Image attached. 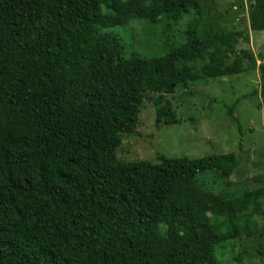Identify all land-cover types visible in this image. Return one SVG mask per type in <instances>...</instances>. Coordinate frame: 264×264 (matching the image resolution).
Wrapping results in <instances>:
<instances>
[{"label": "trees", "instance_id": "1", "mask_svg": "<svg viewBox=\"0 0 264 264\" xmlns=\"http://www.w3.org/2000/svg\"><path fill=\"white\" fill-rule=\"evenodd\" d=\"M200 1L0 0V264H222L220 247L248 235L239 221L260 211L264 176L230 197L199 180L228 177L234 152L115 154L146 93L155 126L172 124L164 95L253 67L252 51L236 47L247 32L206 31ZM184 14L160 55L124 56L112 30ZM247 21L264 29V0H250ZM258 66L262 79L264 53ZM242 254L229 263L249 264Z\"/></svg>", "mask_w": 264, "mask_h": 264}, {"label": "rangeland", "instance_id": "2", "mask_svg": "<svg viewBox=\"0 0 264 264\" xmlns=\"http://www.w3.org/2000/svg\"><path fill=\"white\" fill-rule=\"evenodd\" d=\"M250 0H201V16L206 31L240 29L248 40H239L237 48H249L254 56L253 67L244 71L214 77L207 83L177 87L173 94L164 95L173 107L177 121L155 126L151 97L146 93L139 108L135 133L121 138L115 154L124 161L144 159L156 161L157 155L187 156L234 152L236 163L228 177L206 172L200 176L205 187L230 197L243 190L260 186L252 177L264 176V116L263 78L259 66L264 53V29L248 27L247 9ZM189 14L175 23L163 20L149 24L140 20L117 25L113 31L124 41V56L133 53L140 57L160 55L166 40L179 38ZM230 108L240 125L237 131L227 114ZM249 231L226 244L217 252L222 264H230L232 252L241 250L243 260L249 264H264V200L257 213L247 211L239 221Z\"/></svg>", "mask_w": 264, "mask_h": 264}]
</instances>
